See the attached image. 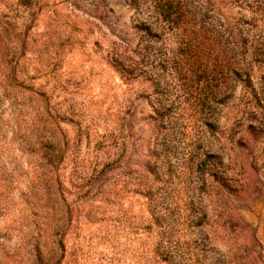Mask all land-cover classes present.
<instances>
[{"label": "rangeland", "instance_id": "1", "mask_svg": "<svg viewBox=\"0 0 264 264\" xmlns=\"http://www.w3.org/2000/svg\"><path fill=\"white\" fill-rule=\"evenodd\" d=\"M0 264H264V0H0Z\"/></svg>", "mask_w": 264, "mask_h": 264}]
</instances>
